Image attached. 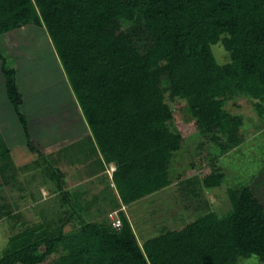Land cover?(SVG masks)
Returning <instances> with one entry per match:
<instances>
[{
    "label": "trees",
    "instance_id": "obj_1",
    "mask_svg": "<svg viewBox=\"0 0 264 264\" xmlns=\"http://www.w3.org/2000/svg\"><path fill=\"white\" fill-rule=\"evenodd\" d=\"M122 22L144 29L141 45ZM25 27L44 29L51 40L52 57L90 138L105 163L116 165L112 180L126 205L173 184L171 163L184 137L171 127L169 101H184L200 135L219 149L205 155L210 159L206 176L179 184L197 185L200 192L224 185L219 162L246 140L243 118L227 110V103L247 96L264 119V0H0V39ZM217 45L227 53L226 64L214 54ZM10 62L0 50L6 99L26 147L41 157L43 149L31 137L29 114L22 108L26 94L20 73ZM10 154L0 131V172L15 170ZM47 162L51 181L65 191L60 193L62 215L50 218L41 209L45 220L20 225L24 216L16 202L0 195V221L23 226L10 235L0 264H43L57 253L52 264H240L253 256L264 264V190L255 185L229 188L231 208L222 214L206 197L187 198L196 207L184 226L163 227L144 239L124 212L119 230L107 218L84 219L65 190L66 174ZM105 183L110 187L107 176ZM6 184H0V192ZM70 223L74 229L66 231Z\"/></svg>",
    "mask_w": 264,
    "mask_h": 264
},
{
    "label": "rangeland",
    "instance_id": "obj_2",
    "mask_svg": "<svg viewBox=\"0 0 264 264\" xmlns=\"http://www.w3.org/2000/svg\"><path fill=\"white\" fill-rule=\"evenodd\" d=\"M121 27L134 38L138 45L142 44L145 32L142 27L127 22H122ZM0 50L8 55L9 60H11L10 64L19 70V82L25 91L27 105L29 108H33L27 111V114L30 115H28L29 119L32 120L33 117L43 118L48 124H56L55 128L49 129L41 127L37 129L38 133L43 135V139L45 137L55 136L57 137L55 141H59L60 137L62 138L63 135V133H61L63 128L60 127L62 126L60 124L61 121L64 126L68 124V121H74L78 125L76 129L72 126L69 128L68 131L73 133V135L68 134L67 136L65 132L64 138L68 140L64 142L62 147L60 145H55L54 147L56 148H54L44 143V145H46L44 146V153L47 155L43 154L40 159L33 160L22 169H19L17 166L14 167L15 179H13L16 180V177L19 175V178H21L22 174H20V171L21 173L28 174L27 189L29 192H35L41 178H43L42 180L47 179L48 184H50L49 179L52 169L47 160L54 164L55 167L69 172L71 168L75 166L77 160L82 161L91 155L93 144L89 136H82L86 128L84 125V118L81 119L78 113L80 112L79 108H76L78 103L76 99L71 96L66 81L60 75V67H58L60 63L55 62L52 57L54 49L44 29L25 27L20 31L5 35L0 39ZM213 51L220 64H226L229 61L227 53L222 45L214 46ZM168 86V80H165L164 87ZM37 92H41L42 94L40 93L37 97ZM72 99H74L75 102L72 101ZM0 103H4V101ZM169 103L174 113L171 127L184 137L181 151L173 156L170 177L172 179H176L178 176H181L183 179H189L193 176L194 178H202L209 173L210 159L205 155L208 156L210 153H217L219 149L215 143L210 142L208 138L200 135L196 122L188 112V107L184 101H169ZM37 106H39V109H35ZM226 108L233 115H238L243 118L244 127L242 131L246 140L241 147L233 150L228 155H224L219 162V165L223 168L226 175L224 185L212 190L204 189L203 192H200L197 185L193 184L189 189L186 188L188 183H186L185 186L173 185L155 197L153 195L146 200L143 199L136 203V205L129 208L127 212L131 217L129 218L132 225L136 226L134 228L137 230L139 238H142V236H144V239L151 238L163 227L173 229L184 226L188 219H185V217L189 213L186 209V205H189L191 201L187 200V198L194 199V202H197L206 197L207 200H210L215 205H213L215 211L218 214H222L231 208L227 193L229 188L234 189L239 186L255 185L254 187L264 190V173L263 175L261 174V172L264 171V119L258 116L254 106L251 104V100L247 96H235L233 100L227 103ZM11 123L10 121V124ZM79 136H82V138L75 140ZM18 149L19 146L17 144V146H13L11 150L16 152ZM16 153L15 157L20 161L21 154L20 152L19 154ZM63 153L65 155L68 154L69 157L64 158L60 164H58V158L60 154ZM1 166H3L2 162H0V167ZM9 172L8 167L5 171L0 172V184L8 180L11 174ZM189 190H192L196 197H191V193L193 192ZM207 193L209 194L207 195ZM0 195H5L7 199L6 202L12 201L10 196L14 195L16 197L15 192L10 191L9 186H5L4 189H1ZM27 200H29V203L31 202L30 199ZM38 202L41 203L43 200H39ZM39 203L34 206V208L37 209L28 207L30 205L27 206L26 203L22 206L25 209L23 214L24 217H22L23 220H19L20 225H22L23 221H26L28 225H32L36 223V221L45 220L41 209L43 207V211L47 210L48 205L50 206L47 213L48 217L51 218V216H55L56 213L57 215L59 214V216L62 215V208H60L59 203H53L52 200H49L48 204L42 203L40 205ZM107 209H101L99 211L106 213L108 211ZM89 211H94L92 214L94 216L91 217L90 214H88V220H98V218H95L96 210L93 209ZM104 213H98V215L102 218ZM101 218H99V221ZM13 222L12 220L0 221V255L5 249L10 235L23 228V226L21 228H15ZM73 229L74 225H67L66 227V231H72ZM59 256L60 253L50 256L43 264H52ZM240 264L262 263L257 257L253 256L252 258L241 260Z\"/></svg>",
    "mask_w": 264,
    "mask_h": 264
},
{
    "label": "crops",
    "instance_id": "obj_3",
    "mask_svg": "<svg viewBox=\"0 0 264 264\" xmlns=\"http://www.w3.org/2000/svg\"><path fill=\"white\" fill-rule=\"evenodd\" d=\"M2 77L0 76V102L4 103H0V123H1V127H0V131L4 134L5 140L6 142L9 144L10 149H12L13 146H19L18 153L14 152V150H11V161H12V165L13 167H19V169L24 168L26 165H28V163L32 162L33 160H38L40 159V157H38V155L36 156L35 154H32L29 149L26 147L25 145V135L23 133L22 127L19 123V120L16 117V113L15 111H13L6 99L5 96V92L3 90L2 87ZM74 97V96H73ZM3 99V100H2ZM72 101L75 102L74 99H72ZM27 106V108H26ZM31 107V106H30ZM39 106H37L38 108ZM22 108L24 109L25 113H27V111L31 108L28 107L27 105V101L25 99V103L22 106ZM33 109V108H32ZM30 116V115H29ZM12 122L10 124V121ZM69 119V118H68ZM32 124H36V125H32ZM51 125V123H49ZM47 123V121L43 118H36L33 117V119H29V125H30V134L31 137L33 138V140L35 141V143L37 145H39L40 147H42L43 152H44V146L48 145L51 147H54L55 145H60L61 147L64 145V142L66 140H68L65 137V132L66 135L68 136V134L73 135V133H70L68 130L69 128L72 126L73 128L76 129V127L78 126L74 121L70 122L68 121V124H66L64 126V124L62 123V121L60 122V124L63 128V131L61 133H63L62 138L60 137L59 141H55L57 137H45L44 139L42 138L43 135L39 134L37 129L41 128V127H46V128H55V125H49ZM42 125V126H40ZM86 126V128L84 129V133L82 136H89L91 137V131L88 128V126L86 125V123L84 124ZM66 128V130H65ZM52 133V131H51ZM58 134V132H57ZM82 136L77 137L75 140L77 139H81ZM74 139V138H73ZM72 139V140H73ZM92 141V153L90 156H88L86 159H83L82 161H76L75 162V166H73L71 168V170L69 172H65L63 169V172L66 175V183L68 184V187L65 189L67 192L69 191L70 194L73 195V204L77 205V210L78 212H80L81 216L84 219H89L88 214H90V216H94L92 215L94 213V211H89V210H93L95 209V218H101L100 215H98V213H104L101 212L99 210L101 209H107L108 211L106 213H104V216L101 218V220L106 219L111 223V220L109 219V213L113 212V211H117L118 215L120 216L121 212H124L127 217L129 218V214L127 212V210H129V208H131L132 206L136 205V203L142 201L143 199L136 201L135 203L126 205L121 201L119 192H117V189L113 183V173L116 170V165L115 163L111 162V163H105L103 156L99 153L96 142L93 138H91ZM44 143L46 145H44ZM63 143V144H61ZM70 143V142H69ZM68 143V144H69ZM67 144V145H68ZM56 148V147H54ZM97 149V150H95ZM49 150H55V149H49ZM23 151V152H22ZM96 151L98 153H96ZM14 152V153H13ZM21 154V158L20 161L18 160V158L15 157V153L16 154ZM44 155H47L46 153H44ZM175 156V155H174ZM69 157L68 154H60L58 160L59 163L64 159ZM57 160V159H54ZM173 161V159H172ZM103 168V169H102ZM15 169V168H14ZM10 172L9 173H14L13 169L10 168L8 169ZM9 176L8 180L6 181V187H10V191H14L16 194V197L10 196V199L12 200L10 203L12 202H16V206L18 207L19 212L17 213H21L24 214V204L26 203V205H30L28 207L34 209V206L39 203V200H43V202L39 203L40 205L42 203L44 204H48L49 200H52V202H60V199L63 198L62 195H60V193L62 194L65 191H58L61 187V185L59 187H57V185L55 184V182L51 181V178L49 179V183L47 179L46 180H42L43 178H41V180H39V184L37 186V190H35V192H29V190L27 189V185H28V174H22L21 178L16 177L17 179L14 181V175ZM106 176L110 179L111 183H110V187H108V184L105 183V178ZM13 177V178H11ZM104 177V178H103ZM194 177V176H193ZM190 177L189 179L193 178ZM187 179H183L181 176H178L176 179H172L171 181L173 182V185H178L180 184V182L185 181ZM104 183V186H102ZM12 186V189H11ZM170 186V187H171ZM105 187V188H104ZM168 187V188H170ZM166 188V189H168ZM166 189L154 193L146 198H144L145 200L151 196L154 195V197L156 195H159V193L164 192ZM6 190V189H5ZM35 194V198L37 199L35 202L36 203H32L33 201H31L29 203V200H31V195L29 194ZM44 198H43V196ZM63 201V200H62ZM29 203V204H27ZM51 204V203H50ZM14 205V206H15ZM60 205V203H59ZM190 205V206H189ZM186 205V209L188 211H191L192 209H194L196 207V203ZM26 206V207H27ZM50 208V206L48 205V209ZM43 209V207H42ZM48 209L45 210L46 213H48ZM83 210V211H82ZM77 212L76 216L79 217L80 214ZM87 212V213H86ZM86 213V214H85ZM98 215V216H97ZM36 217H38L37 215H35ZM185 217V216H184ZM131 218V217H130ZM129 218V219H130ZM187 218V216L185 217V219ZM121 219V217H120ZM38 222V221H36ZM22 223V222H21ZM70 225H72V223H70Z\"/></svg>",
    "mask_w": 264,
    "mask_h": 264
},
{
    "label": "built area",
    "instance_id": "obj_4",
    "mask_svg": "<svg viewBox=\"0 0 264 264\" xmlns=\"http://www.w3.org/2000/svg\"><path fill=\"white\" fill-rule=\"evenodd\" d=\"M109 219L111 220V224L115 229H121L122 220L120 219V216L118 215L117 211L109 213Z\"/></svg>",
    "mask_w": 264,
    "mask_h": 264
},
{
    "label": "clouds",
    "instance_id": "obj_5",
    "mask_svg": "<svg viewBox=\"0 0 264 264\" xmlns=\"http://www.w3.org/2000/svg\"><path fill=\"white\" fill-rule=\"evenodd\" d=\"M112 225V224H111Z\"/></svg>",
    "mask_w": 264,
    "mask_h": 264
}]
</instances>
